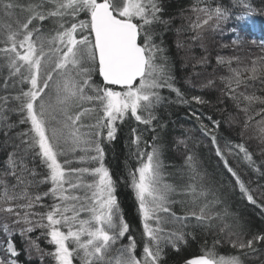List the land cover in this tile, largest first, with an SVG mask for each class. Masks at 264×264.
Here are the masks:
<instances>
[{"label":"trees","instance_id":"trees-1","mask_svg":"<svg viewBox=\"0 0 264 264\" xmlns=\"http://www.w3.org/2000/svg\"><path fill=\"white\" fill-rule=\"evenodd\" d=\"M107 1L118 16L128 2ZM141 5L145 13L134 21L158 84L111 134L88 1L0 0V264H11L9 242L20 264H60L54 228H85L69 240L74 264H191L200 257L264 264V0ZM71 32L77 44L88 38L93 46V63L86 59L76 71L74 85H88L84 96L64 91ZM27 48L40 60L38 72ZM34 78L37 91L54 90L47 116L32 95ZM32 101L57 160L71 172L60 188L30 119ZM148 159L160 162L170 191L164 201L145 202V218L137 183ZM101 166L113 200L112 221L101 222L106 244L97 251L86 228L97 225Z\"/></svg>","mask_w":264,"mask_h":264},{"label":"rangeland","instance_id":"rangeland-1","mask_svg":"<svg viewBox=\"0 0 264 264\" xmlns=\"http://www.w3.org/2000/svg\"><path fill=\"white\" fill-rule=\"evenodd\" d=\"M87 1L91 8L90 21H91V30H92V13L95 10L96 6L100 4L102 1H97V0H87ZM144 13L145 11L141 5V0H128V2L123 7V10L120 12L121 15H119V17L126 20L134 21L136 18L142 17ZM73 36L74 34L71 32L68 38L70 41L69 48L71 50L65 56V60L62 63V73H63L62 77L64 78L65 84L68 83V85L64 88V91L69 93L71 96L74 95L84 96L88 85H83V86L74 85V83H76L79 80L78 79L79 76L77 75L76 71L79 66L85 63L86 59L90 60L91 63H93V59H94V54H92L93 46L88 38L77 44L78 39L74 38ZM92 36L94 40L93 31H92ZM94 45H95V40H94ZM95 53H96V49H95ZM25 54H26L25 58L28 60L31 59L32 61L31 63L32 69L38 72L40 67L39 66L40 60L35 56L33 48H27ZM252 55L257 57V53L255 51L252 53ZM224 57L225 56H223V58ZM96 60H97V64L99 65L97 54H96ZM150 65L151 63L148 58L145 75L135 84L131 86L108 85L109 88L105 90L104 93L105 117L107 118L106 123H108L111 134L115 129L116 122L126 112L130 111L136 113L139 105L143 103L148 98V96H150L149 91H151L152 88L157 86L158 84V74L156 73L157 69L155 64L153 66ZM261 68L262 69H259V71H261V73L262 72L264 73V61L261 64ZM256 73L259 72L257 71ZM242 75H244V71ZM36 87H37V80L36 78H34L32 80V90H31L32 95L33 97L36 96L38 97L40 113L42 115L47 116L46 106L48 105L49 98L55 95L54 90H52L51 88L44 91L43 88L37 91ZM29 110H30L29 114H30L31 122L35 129V132L39 136V143L42 152L46 157V159L48 160L50 168L52 170L53 180L55 182V185L60 188L62 184L61 183L62 180L70 181L72 179L71 176L68 175L71 174V172H66V171L64 172L63 167L57 160V157L54 151L52 150L49 141L47 139L42 120L34 109L33 101L29 105ZM161 167L162 166L159 161H152L148 159L139 170V177L137 183V196L141 202L142 211L145 218H148L149 216V209L145 204V202L149 200L154 202L158 200L164 201L167 199L166 196L168 194V191H170L168 185L165 186L162 185ZM98 172L100 175L99 178L100 181L98 186L99 195L97 197L98 206L95 213V219L97 225L93 229L91 228L89 229V227L86 228L87 231L89 230L87 232L86 238L90 240L92 246H95V249L97 251H99L100 248H102L104 244H106L105 241L107 239V236L101 229L102 227L101 222L103 220H106L107 222L112 221V218L110 216L107 217V214L111 215L110 212H108V209L113 200L111 194V188H110V180L107 176L106 170L103 168V166H101V168L98 169ZM79 185H80L79 183L74 184V186H79ZM164 191L166 192L165 195H164ZM206 195H207L206 192L202 194V200H205ZM84 230L85 228H82L81 233L75 231L72 232V230H69L68 233L67 232L64 233L56 228L53 229L52 236L57 246V255L60 264H74L71 250L69 248V240L70 238L74 240H78L81 234L84 232ZM7 248L9 253L11 254V258H9L10 263L20 264L14 258L16 251L13 243L9 242ZM197 264H214V263L212 261H208L207 263H197Z\"/></svg>","mask_w":264,"mask_h":264},{"label":"water","instance_id":"water-1","mask_svg":"<svg viewBox=\"0 0 264 264\" xmlns=\"http://www.w3.org/2000/svg\"><path fill=\"white\" fill-rule=\"evenodd\" d=\"M92 31L105 84L131 86L145 75L148 57L134 21L117 16L109 2L103 0L92 13ZM207 262L200 257L191 264Z\"/></svg>","mask_w":264,"mask_h":264}]
</instances>
